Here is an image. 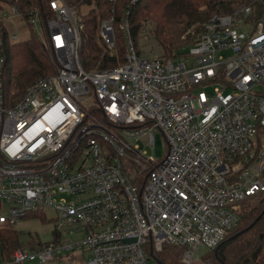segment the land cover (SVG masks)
I'll use <instances>...</instances> for the list:
<instances>
[{
  "label": "built area",
  "instance_id": "obj_1",
  "mask_svg": "<svg viewBox=\"0 0 264 264\" xmlns=\"http://www.w3.org/2000/svg\"><path fill=\"white\" fill-rule=\"evenodd\" d=\"M7 1L0 3V225L47 219L48 211L58 225L51 242L22 244L0 264H56L83 250L86 264H159L169 246L184 248L183 264H201L200 250H215L238 226L242 204L264 193V0L212 16L188 53L171 57L140 56L127 14L119 61L112 14L97 35L118 64L90 71L79 57L84 24L76 7L45 0L52 15L44 18ZM16 20L27 22L57 68L8 103L5 47L21 40L4 23ZM157 130L167 144L158 161L135 145L145 138L154 149ZM136 157L152 170L134 169L135 184L122 162ZM63 195L88 198L69 203Z\"/></svg>",
  "mask_w": 264,
  "mask_h": 264
},
{
  "label": "trees",
  "instance_id": "obj_2",
  "mask_svg": "<svg viewBox=\"0 0 264 264\" xmlns=\"http://www.w3.org/2000/svg\"><path fill=\"white\" fill-rule=\"evenodd\" d=\"M248 1L139 0L135 4H130V0H120L117 3H110L108 0H67L76 8L82 5L91 6L95 3L98 9L97 12L96 9L91 10L86 18L81 15L84 29L81 33L79 57L86 71L96 67L108 69L118 64L116 58L110 57L108 52H105L97 35L99 22L112 14L115 17L116 40L118 39L121 46L120 61L124 60L122 37L124 44L126 42L120 25L127 14L134 45L137 44L143 23L151 20L156 25L154 32L156 41L164 48L166 55L171 57L174 53L172 50L175 41L177 42V38H180L187 28L198 26L197 29L200 32L212 16L230 14ZM7 2L16 6L24 16L28 14L26 11L30 8L40 9L44 18L52 15L45 0H9ZM5 57L2 80L4 97L8 103L20 100L32 85L40 79L53 75L57 68L51 58V52L43 46L33 31L29 39L13 45L7 44ZM131 179L133 183H138L139 178L135 172L131 174ZM41 218L44 219V217ZM21 245V236L13 225H0V260H9ZM29 247L38 248L32 244ZM183 252L182 247L169 246L156 258L159 264H183L181 261ZM203 257L212 264H264V193L255 195L242 204L238 226L215 250Z\"/></svg>",
  "mask_w": 264,
  "mask_h": 264
},
{
  "label": "rangeland",
  "instance_id": "obj_3",
  "mask_svg": "<svg viewBox=\"0 0 264 264\" xmlns=\"http://www.w3.org/2000/svg\"><path fill=\"white\" fill-rule=\"evenodd\" d=\"M5 2L6 0H0V3H5ZM250 2L251 0L245 3L249 4ZM94 9H96V12L98 11L95 3H93L91 6L82 5L81 7L79 6V8L77 7V10L79 11V13H81L80 15H84L85 18L88 16L91 10ZM4 25L7 26L11 34L17 35L21 41L30 38L31 33L28 31L27 22L25 20H16L14 22L7 21L6 23H4ZM197 28L198 26L187 28L186 31L182 33L180 38H177V42L175 41V46L172 52L174 51L180 54L188 53L191 46L190 44L198 34ZM155 29H156V25L151 20H147L143 23V28L138 35L137 41L135 40L137 43V44L135 43L137 45V46L135 45L137 51L140 53V56L148 57V58L169 57L168 55H166L164 48L161 47L160 44L156 41V37L154 34ZM122 46L124 47V57H125L126 49H125L123 37H122ZM119 48H121V46L117 39V53H118L117 55L120 61L121 52ZM105 52H108L106 48H105ZM92 70H98V67ZM135 145H137L140 151L145 153L147 157H152L156 161L163 159L167 150L166 140L162 132L158 130L154 131V149H152L147 145V143L145 142V138H142L141 140L137 141ZM136 159H137V163H134L130 158H127L126 161L122 162L123 167L130 178H131V174L134 172V169L140 170V173L145 175L146 172L152 170L151 166L143 159L139 157H136ZM143 170H147V171L143 172ZM60 198L65 199L69 203H79L85 201L88 198V196L63 195ZM46 218L47 219H43L41 217H35V218L30 217V218L22 219L14 225V229L17 230L21 236L22 244L28 247L30 244H32L33 246L34 245L38 246L41 243L51 242L54 239L56 228L58 225V220L57 219L54 220V213L52 211L46 212ZM208 252L210 251L202 249L200 250V256L203 257ZM89 257H90V253L88 251L83 250L81 252H75L73 254H66L64 256H59L58 259L55 261V263L56 264H86ZM200 263L212 264L211 261L204 260V257L202 262Z\"/></svg>",
  "mask_w": 264,
  "mask_h": 264
}]
</instances>
